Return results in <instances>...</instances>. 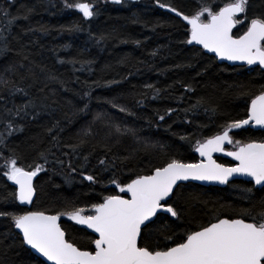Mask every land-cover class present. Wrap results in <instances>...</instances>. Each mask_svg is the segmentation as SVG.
Listing matches in <instances>:
<instances>
[{"label": "trees", "instance_id": "1", "mask_svg": "<svg viewBox=\"0 0 264 264\" xmlns=\"http://www.w3.org/2000/svg\"><path fill=\"white\" fill-rule=\"evenodd\" d=\"M75 2L94 3L97 14L83 18L65 8V0H0V212L59 214L65 238L92 251L95 236L64 213L82 208L91 214L92 205L119 194L117 186L173 159L195 162L198 141L246 117L251 99L264 91V69L219 62L201 45L187 43L189 27L177 13L193 16L205 7L218 12L234 0ZM262 16L264 0H250L246 14L235 17L242 23L232 34L244 33L252 18ZM208 19L205 12L201 20ZM9 123L11 134L5 131ZM229 135L233 143L226 149L264 142V130L249 126ZM214 157L233 163L219 153ZM13 158L25 170L43 166L33 180L30 209L4 175ZM179 185L174 206L180 220L160 214L150 226L167 220L177 242L183 231L241 218L245 209L264 212V190L249 181ZM157 243L172 246L156 232L141 246ZM0 264H45L25 246L10 215L0 216Z\"/></svg>", "mask_w": 264, "mask_h": 264}, {"label": "snow or ice", "instance_id": "2", "mask_svg": "<svg viewBox=\"0 0 264 264\" xmlns=\"http://www.w3.org/2000/svg\"><path fill=\"white\" fill-rule=\"evenodd\" d=\"M114 2L118 4L121 0ZM249 4L250 0H234L220 7L218 12L205 7L193 16L177 13L191 25L187 43L202 45L222 59L245 61L248 65L259 64L264 67V16L252 18L242 35H232L236 24L242 23L235 17L241 13L246 14ZM64 7L78 10L83 18L97 14L94 3L75 0L69 3L65 0ZM160 7L170 6L160 4ZM170 10L177 12L176 8ZM31 11L28 9V12ZM205 12L209 16L207 22L201 20ZM24 18L27 19V16ZM45 30L41 28V31ZM250 122L264 127V91L251 100L247 119L234 121L224 126L222 133L197 142L195 150L206 160L182 163L173 159L162 167H155L149 175H137L121 187L120 191L130 193V198L107 196L102 203L92 205V215H83L82 208L64 213L71 220L86 225L98 234V238L92 241V251L81 250L65 238V231L58 224L59 214L30 211L13 215L0 212V216L10 215L15 228L22 232L23 242L52 264H264V212L253 214L251 209H245L240 214L241 218L217 219L207 226H198V230L183 231L178 236L180 242L173 239L177 233L167 220L156 228L150 227L161 220L160 214H170L169 219L180 220L181 214L174 206L175 200L181 195L177 191L179 181L192 179L227 184L230 177L241 175L251 177L255 185L262 186L264 190V142L253 141L240 145L237 151L227 152L228 156L239 161L234 167L217 164L212 158L213 153L225 151V143H233L229 135L231 129H239ZM5 131L11 134L10 123ZM0 138H3V133H0ZM236 143L239 144L238 141ZM5 166L8 170L4 175L18 185V199L31 203L34 194L33 177L43 170V166L37 164L32 170H25L17 166L15 158L6 161ZM85 179L95 181L92 175ZM245 191L251 194L253 190L249 188ZM260 203L264 205V197ZM153 232L162 235L172 246L168 243L141 246L144 236Z\"/></svg>", "mask_w": 264, "mask_h": 264}, {"label": "water", "instance_id": "3", "mask_svg": "<svg viewBox=\"0 0 264 264\" xmlns=\"http://www.w3.org/2000/svg\"><path fill=\"white\" fill-rule=\"evenodd\" d=\"M184 21H185V20H184ZM185 22L187 23V21H185ZM187 24H188V23H187ZM188 27H189V36H188V40H189V39H190V29H191V25L188 24ZM241 35H242V34H241ZM239 36H240V35H239ZM234 37H238V36H234ZM192 44H193V45H199V44H196L195 42H193ZM201 46H202V45H201ZM202 47H203V46H202ZM203 49H204V48H203ZM204 51H205L206 53H208V54H212V55H214L215 58H216L219 62H225V63H227V64H229V65L246 66L247 68H252V67H254V66H258V67L264 69V67H261L259 64L248 65L245 61H229V60H227V59H222V58H220L219 56L216 55V53H214V52H210V51H208L207 49H204ZM259 94H260V93H259ZM259 94H257V95H259ZM257 95H256V96H257ZM256 96H255V97H256ZM255 97H253L252 99H254ZM252 99H251V100H252ZM250 106H251V101L249 102L248 109L250 108ZM247 118H248V111H247V115H246V117H245L244 119H247ZM242 120H243V119H242ZM244 126H249V127H251L252 129H254V130H264V127H261V126H259V125H255L254 122H250L248 125H244ZM231 130H234V129H231ZM248 143H250V142H248ZM257 143H261V142H257ZM245 144H246V143H245ZM239 146H240V145H239ZM239 146H237L234 150L227 151V152L237 151ZM227 156H228V155H227ZM228 157L233 161V164H232V165H224V164H222V165H224L225 167H234V166H236V165L239 163V161H237L234 157H232V156H228ZM212 158L215 160V158H214L213 155H212ZM201 160H206V157H201V156H199V158L197 159V161L192 162V163H198V162H200ZM215 161H216V160H215ZM182 163H187V162H182ZM216 163H217V164H221V163H219V162H217V161H216ZM163 166H164V165H163ZM150 174H151V173H150ZM148 175H149V174H148ZM134 179H135V178H134ZM235 179H240V180H244V181H249V182H251V183L253 184V186L256 187V188H260V187H262V186H260V185H255V182H254V180H252L251 177L241 176V175H234L233 177H230V178H229V181H232V180H235ZM33 180H34V177H33ZM186 182H192V183L200 184V185H203V186H224V185H225V184H221V183L216 182V181H198V180H192V179H190V180H188V181H179L178 184L186 183ZM10 183H11L12 186L15 188V190H16V194H17V198H18V185H16L13 181H10ZM128 183H130V181H129ZM128 183H127V184H128ZM125 185H126V184H125ZM125 185H123V186H117V190L119 191V194H116V195L123 196L124 198L127 199V198H130L131 194H130V193H127L126 191H125V192H121V191H120V188H121V187H124ZM113 196H114V195H113ZM33 198H34V194H33V197H32V201H33ZM18 201H19L23 206H25L27 209H30L32 202H31V203H28V202H21L19 199H18ZM102 202H103V201H102ZM102 202H101V203H102ZM30 211H35V210H29L28 212H30ZM45 214H47V215H56V214H50V213H46V212H45ZM92 214H94L93 209H92ZM92 214H90V215H92ZM83 215H84V214H83ZM63 217L69 218L67 215H64ZM221 219H223V218H221ZM75 222H76V221H75ZM214 222H216V221H214ZM214 222H211V223H214ZM58 224H59V220H58ZM59 225H60V224H59ZM79 225H80V224H79ZM81 226H83L87 231H89L90 233H92V234L95 236V239L98 238V234L94 233L92 229H88L86 225H81ZM60 227H61V226H60ZM17 230H18V232H19V234L21 235V238H22V232H21L19 229H17ZM22 239H23V238H22ZM24 244H25V243H24ZM93 245H94V244H93ZM25 246L28 247V248L31 250V252H32L33 254H35L38 258H40L45 264H52V262H51V261H48L46 257H43L42 254L36 252L35 249H32L30 245L25 244ZM81 250H82V249H81ZM93 250H94V248H93Z\"/></svg>", "mask_w": 264, "mask_h": 264}, {"label": "rangeland", "instance_id": "4", "mask_svg": "<svg viewBox=\"0 0 264 264\" xmlns=\"http://www.w3.org/2000/svg\"><path fill=\"white\" fill-rule=\"evenodd\" d=\"M229 145H230V144H229ZM236 146H238V145H236ZM233 147H234V146H233ZM233 147H232V148H233Z\"/></svg>", "mask_w": 264, "mask_h": 264}]
</instances>
